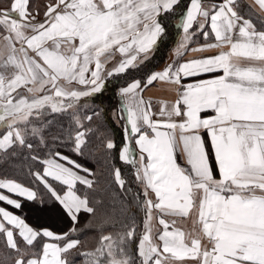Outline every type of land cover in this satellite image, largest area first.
<instances>
[{"label":"snow or ice","instance_id":"1","mask_svg":"<svg viewBox=\"0 0 264 264\" xmlns=\"http://www.w3.org/2000/svg\"><path fill=\"white\" fill-rule=\"evenodd\" d=\"M0 264H264V0H3Z\"/></svg>","mask_w":264,"mask_h":264},{"label":"trees","instance_id":"2","mask_svg":"<svg viewBox=\"0 0 264 264\" xmlns=\"http://www.w3.org/2000/svg\"><path fill=\"white\" fill-rule=\"evenodd\" d=\"M2 2H3V0H0V3H2ZM182 2H188V0H182ZM177 38H178V36H175V39H177ZM168 54H169V48H162L161 51L157 54L156 59L152 61L153 65H155V67L159 68L167 59ZM112 102H113L112 95L109 92H105L103 94V96H98L95 100L92 101V103L94 105H100L101 107L108 110V111H106L105 116L109 120H110V107L112 105ZM106 127H107V125H106ZM110 134L115 136L117 141H119L120 130L114 123H112V125H111ZM78 159H81L82 162H84L87 165L95 167V164L91 158H88L86 160H84L83 158H78ZM117 163H119V161H117ZM25 210L27 211V209H25ZM28 220H29V222H33V218L30 214L28 215Z\"/></svg>","mask_w":264,"mask_h":264},{"label":"crops","instance_id":"3","mask_svg":"<svg viewBox=\"0 0 264 264\" xmlns=\"http://www.w3.org/2000/svg\"><path fill=\"white\" fill-rule=\"evenodd\" d=\"M245 3L248 2V0H244ZM178 39V38H177ZM189 55H193L192 53H189ZM169 58V54H168V57L167 59ZM166 59V60H167ZM145 97H148V96H152L154 98H161V97H165L168 94V92L166 91L165 88H163L162 86L160 85H156L155 87H151L149 88L145 93H144ZM190 226V225H189Z\"/></svg>","mask_w":264,"mask_h":264},{"label":"rangeland","instance_id":"4","mask_svg":"<svg viewBox=\"0 0 264 264\" xmlns=\"http://www.w3.org/2000/svg\"><path fill=\"white\" fill-rule=\"evenodd\" d=\"M54 226H58V225H54Z\"/></svg>","mask_w":264,"mask_h":264}]
</instances>
